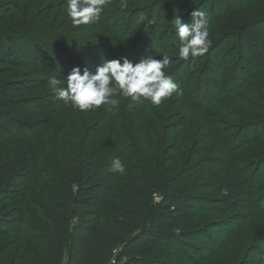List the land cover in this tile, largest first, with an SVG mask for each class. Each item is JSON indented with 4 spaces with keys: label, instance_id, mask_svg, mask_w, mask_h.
Listing matches in <instances>:
<instances>
[{
    "label": "trees",
    "instance_id": "16d2710c",
    "mask_svg": "<svg viewBox=\"0 0 264 264\" xmlns=\"http://www.w3.org/2000/svg\"><path fill=\"white\" fill-rule=\"evenodd\" d=\"M205 1V7L210 3L209 14L204 10L209 22L223 24L238 20L242 23L239 30L235 28L231 38L241 41L243 52L250 57L245 60L252 63L253 59L261 72L253 73L245 67V74L251 77L242 84L238 83L237 72L243 71V68L238 67L226 76L225 66L229 62L224 58L230 55L231 47L228 46L231 44L217 43L205 54L183 61L176 57L170 59L169 63L178 64L174 72L172 69L165 70L166 75L178 82L177 92L190 101L188 105L193 109H200L201 116L210 123L211 114L217 115L214 111L233 104L235 97L242 101L245 97L246 105H254L253 97H258L260 90L254 91L251 88L256 83L259 87L257 81L251 83L253 79L260 80L264 73V26L261 18L251 17L255 11L252 6L239 8L231 0H214V6L210 0ZM222 6L224 11L221 10ZM7 11L0 14V19L5 20L3 25L0 23V78H8L0 93L1 97L10 92L26 95L20 101L33 111L61 105L58 99L50 103L47 96L40 94L48 87L46 80L20 72L31 63L25 50L17 43L16 36L47 30L49 14L31 18L29 13L26 18L20 19L7 16ZM116 13H108L111 23L105 20L102 22L106 29L110 26L112 38L118 34L117 30H111L114 25L118 26L114 21ZM119 13L127 17L126 13ZM241 16L245 17V22ZM122 25L124 31L121 32L126 35L131 29L130 21ZM151 27L158 31L154 20ZM42 35L39 38L45 42V34ZM135 37L132 53L141 41V50H152L158 41L156 50L159 51L165 48L176 49L180 43L177 32L171 28L154 35L142 27L135 33ZM46 48L45 52L49 56V46ZM50 55L56 59L55 53ZM201 61H204V65L195 73L197 77L194 79L198 87L193 90L192 74H180L184 66L194 69ZM191 63L193 66H190ZM218 69L221 77L216 80L213 75ZM213 86L215 92L209 90V96L201 97ZM116 99L119 101L118 108L104 105L106 114H95L94 119L100 123V132L115 137L117 145L122 149L120 159L130 154V158L121 159L125 171L117 174L111 171V163L115 158L107 160L102 154L101 157L89 154L84 162L77 163L72 158V147L76 144L70 139L61 144L58 154L55 153L56 163L49 167L50 164L45 162L44 145L33 142L37 136L24 137L22 133L11 129L7 119L13 118H6L7 114L0 108V264H109L117 248L121 264H182L176 260L177 257L195 259L198 254L196 243L208 231L209 223H204L200 216L203 198L197 194L204 188L196 181L200 175L201 184L215 185L224 194L219 200V206L211 205L207 211L227 213L239 208L238 200L246 180L242 178L258 169L259 163L264 161V133L259 135V129L264 125V93L255 108L258 116H247L248 112L244 113L240 109L243 113L240 122L246 124L244 131L247 133L240 141L233 144L229 137L221 136L223 132H218L216 134L224 144H212L209 148L205 145L201 149V152L204 151L201 162L215 163L219 167L217 171H210L208 180L202 177L203 171L199 168L181 167L173 162L164 166L156 154L166 146L172 147L174 157H177L191 138L194 140L193 146H198L192 136L198 124L189 114L193 111L190 106L187 105L191 109L188 111L185 103L180 105L181 112L177 119L181 122L177 123L175 118L178 108L176 112L175 109L179 99L174 93L158 106L143 98L141 103H134L131 98L124 96ZM246 109L252 108L247 106ZM110 115L114 118L108 122L107 117ZM255 118L257 120L252 121ZM87 122L88 118L82 119L78 130ZM227 123L223 120L220 126ZM178 128V135L182 137L177 142L169 135V131L174 133ZM45 129V133L49 134L53 124H47ZM89 129L88 125L84 133ZM119 130H127V133L122 136ZM94 132L92 137L97 133ZM124 139L138 143L123 144ZM252 146H256V149L250 148ZM245 147L248 148L244 154L236 153ZM49 177L52 180L46 191L45 220L38 225L40 228L29 229L25 224V202L29 188L34 181ZM156 195L159 201L155 199ZM253 195L249 193L250 198ZM222 223L225 222L216 221L210 225L220 226ZM13 247L16 248L10 256Z\"/></svg>",
    "mask_w": 264,
    "mask_h": 264
},
{
    "label": "rangeland",
    "instance_id": "374dc122",
    "mask_svg": "<svg viewBox=\"0 0 264 264\" xmlns=\"http://www.w3.org/2000/svg\"><path fill=\"white\" fill-rule=\"evenodd\" d=\"M210 1L213 2L214 6L216 5L214 0ZM205 3V0H110L104 6L101 18L98 21L79 26H73L67 14V0H0V14L8 10L7 16H15L20 19L26 18L29 13L31 18L49 14L46 23L48 26L47 30L44 29L32 35L27 33L18 35L16 36V41L25 50L28 60L31 63L28 67L22 68L20 72L27 76L40 77L46 80L48 87L46 91L40 94L47 96L48 100L51 101L50 103H52L54 102L53 100L58 98L49 83L50 79L56 77L61 81L62 85H66V76L75 66H80L81 69L87 67L92 72H95L96 67L101 65L104 59L110 60L126 56L130 60L139 61L145 58L144 56L148 57L154 54L158 59H162V55H167L171 60L176 57L178 58L177 60L183 61L178 55L180 43L177 44L176 49L165 48L159 51L156 50L158 41L152 50H141V41L135 52L132 53L131 47L133 46L134 40H136L134 39L135 33L142 27H145L146 31H152L154 35L157 32L159 34L166 32L170 28L176 31L174 21L177 17L188 23L192 21V12L194 10H206V13L209 14L210 3L206 4L208 8L205 7ZM231 3L239 8H250L251 6V8H255L254 14L251 17L261 18L264 26V0H231ZM221 10H225L224 6L221 7ZM113 11H117L114 21L118 23V26L114 25V27H111L113 32L117 30L116 33H118L114 38L111 37V32L109 31L110 26L106 29L102 24L104 20L111 23L107 15ZM119 12L126 13L127 17L122 16V13ZM242 18L245 22V17ZM128 20L130 21L131 29L126 35H123L121 32L123 30L122 24H125ZM153 20L157 22L158 31L151 27ZM3 21L5 20L0 19L2 25L4 24ZM241 25L242 23L238 22V20L233 23L226 22L223 24L208 21L209 39L211 40L209 49L217 43L231 44L228 46L231 47V49L229 48L230 55L224 58L226 62H229L225 66L227 70L226 76L231 75L230 72L238 67L243 68V71L237 72L239 84L250 80L251 76L245 74V67L250 68L253 73H261L257 68V63L253 59L252 63L245 60L249 55L243 52L241 41L238 38H231L234 35V30H239ZM225 32H228V34H225ZM42 34H45V42L39 38L43 36ZM225 35L227 39H225ZM178 40H180L179 36ZM46 46H49V56L45 52L47 49ZM50 53H55L56 59H53ZM177 64L169 63L165 70L170 71L172 69L174 72V67ZM191 64L190 66H193V63ZM203 65L204 61H201L197 63L194 69L187 65L181 71L182 74L180 76L192 74L193 90L198 87V82L194 80L197 77L195 73H198ZM219 72L220 69L214 72L213 77L216 80H219L221 77L219 76ZM262 74L259 78L260 80L253 79L251 83L253 84V82L257 81L259 87H257L258 84L256 83L251 88L254 91L260 90V93L258 92L259 96L253 97V106L246 105L245 97H243L244 101L241 98L235 97L232 100L233 104L223 106L214 111L217 112V115L216 113L211 114L210 123L205 121V118L201 116L200 109L194 107L196 109L194 110L188 105L190 104L189 100L185 99L178 92H175L174 96L179 99L177 101L178 106L175 109L176 112L178 108V112H176L178 114L175 119L178 118L181 112L179 108L181 104L185 103V109L188 111L193 109L189 114L198 124L192 132V136L197 142L195 144H198V146H193L194 140L191 138L190 143L185 145L177 157H174L175 152L172 147L165 146L157 151L158 160L164 166H168L173 162L181 167L199 168L201 172L203 171L202 177L208 180L210 171H217L219 167L215 163L201 162V155L204 152H201V149L205 145L206 148H209L212 144H224L216 134L218 132H223L224 135L221 136L225 138L229 137L233 144L238 140L240 141L247 134L244 131L246 124L244 125L240 122V117L243 114L240 112V109H243L244 113L248 112L246 113L247 116H258L255 108L260 104L264 93V73ZM7 80L8 78H0V93H2V88ZM209 90L215 92V87L213 86L211 89H207L201 97L209 96L211 94ZM119 96L123 97L117 89L116 94L112 98L116 99ZM248 96L250 97V95ZM25 97L26 95L18 92H10L2 97L0 95V108L7 114L6 118H13L12 120L7 119V124L11 129L22 133L24 137L37 136L33 142L44 145L46 152L45 162L50 164L49 167L56 163L57 157L55 153L58 154L61 144L67 139L73 140V144H76V146L72 147V158L77 163L84 162L89 154H94L95 157H99L102 154L106 156L107 160L121 157L122 149L117 145L115 137L107 135L106 132H100V123H96L94 119L95 114H106L104 105H101L99 108L80 111L73 107L71 103H65L63 100L58 99L61 101V105H53L45 109H34L33 111L28 109L20 101L21 98ZM247 106L252 109H246ZM202 111L203 109L201 108ZM84 118H88V122L82 125L81 130H78L81 126L80 121ZM113 118L114 116L110 115L107 117V121L111 122ZM223 120L228 123L225 126H220ZM256 120L257 118L252 121ZM176 122L179 123L181 120L177 119ZM50 123L53 124V129L52 132L47 134L45 133V128ZM88 125L90 129L84 133V129ZM229 128L231 129L228 130ZM178 130L179 128L174 133L171 132L172 130L169 131V135H172L177 142L182 137L178 135ZM92 131L97 132H94L96 133L94 137H92ZM118 132L123 136L127 133V130H119ZM259 132V135L264 133V125L260 127ZM251 134H254V130L251 131ZM137 143L136 141L126 139L123 141V144ZM84 144H87V146H84ZM246 148L248 147L236 153L244 154ZM250 148L256 149V146ZM127 154V156L124 155L121 159L126 160L130 158V154ZM259 165L260 168L258 167V169L252 170L250 174L248 173L249 175H245L242 178L246 180L244 182L243 192L238 200L239 208L227 213L223 211H207V208L211 205L219 206V200L224 194L215 185L206 186L201 184V175L197 178V184L204 187L197 195L203 198L200 203V216L204 223H209V226H207L208 231L196 243V251H198L197 257L195 259H189L179 256L176 259L178 262L182 264H264V213H261L264 211V161H261ZM210 168L214 169L211 170ZM114 173L117 174L119 172ZM51 178L38 179L29 188L27 201L25 202V224L29 229L40 228L38 225L45 220L47 209L46 191L48 186L51 185ZM211 181L216 183L212 178ZM249 193L254 194L253 197L250 198ZM216 221H224L225 223L212 227L210 224ZM15 248H11L10 256Z\"/></svg>",
    "mask_w": 264,
    "mask_h": 264
},
{
    "label": "clouds",
    "instance_id": "9594fccd",
    "mask_svg": "<svg viewBox=\"0 0 264 264\" xmlns=\"http://www.w3.org/2000/svg\"><path fill=\"white\" fill-rule=\"evenodd\" d=\"M109 2L110 0H67V14L73 26L90 24L101 18L104 6ZM174 23L180 39V59L201 56L209 50L211 40L204 11L194 10L191 22L186 23L177 17ZM169 62L167 55L158 59L155 54L139 61L130 60L126 56L104 59L95 72L87 67H73L66 76V85H62L56 77H52L49 83L58 99L71 103L80 111L99 108L101 105L118 108L119 101L112 98L117 89L134 103L143 102V98L158 106L179 88L178 83L165 73ZM131 106L130 104L129 107ZM111 171H125V165L120 158L112 161Z\"/></svg>",
    "mask_w": 264,
    "mask_h": 264
},
{
    "label": "built area",
    "instance_id": "2783aa9c",
    "mask_svg": "<svg viewBox=\"0 0 264 264\" xmlns=\"http://www.w3.org/2000/svg\"><path fill=\"white\" fill-rule=\"evenodd\" d=\"M155 199L157 201L160 200V198L157 195L155 196ZM118 254H119V249L117 248V249H115L113 251V258L111 259V261L109 262V264H121V262L118 260Z\"/></svg>",
    "mask_w": 264,
    "mask_h": 264
}]
</instances>
